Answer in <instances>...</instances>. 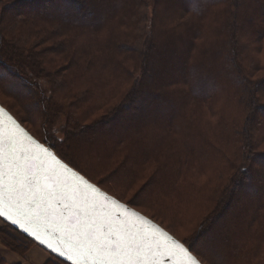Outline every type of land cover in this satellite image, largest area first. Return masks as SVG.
<instances>
[{"label": "trees", "instance_id": "1", "mask_svg": "<svg viewBox=\"0 0 264 264\" xmlns=\"http://www.w3.org/2000/svg\"><path fill=\"white\" fill-rule=\"evenodd\" d=\"M177 1L0 0V60L30 91L22 114L66 119L62 155L51 145L85 178L142 183L155 210L204 204L195 235L225 217L221 263L264 264V67L250 51L264 48V0ZM13 231L11 249L38 246Z\"/></svg>", "mask_w": 264, "mask_h": 264}, {"label": "snow or ice", "instance_id": "2", "mask_svg": "<svg viewBox=\"0 0 264 264\" xmlns=\"http://www.w3.org/2000/svg\"><path fill=\"white\" fill-rule=\"evenodd\" d=\"M48 139L0 108V218L69 264H201L194 244L102 192Z\"/></svg>", "mask_w": 264, "mask_h": 264}, {"label": "rangeland", "instance_id": "3", "mask_svg": "<svg viewBox=\"0 0 264 264\" xmlns=\"http://www.w3.org/2000/svg\"><path fill=\"white\" fill-rule=\"evenodd\" d=\"M253 6L254 5L252 1H249V7L251 8ZM67 7L70 6L67 5ZM149 7L152 6L149 5ZM247 14L248 12L244 13V15ZM249 23L251 22L249 21L248 24ZM241 27L243 33L245 34L244 31L245 26L242 25V23H241ZM5 35L7 38H10L8 31L5 32ZM20 45L22 46L23 44ZM171 50H179L178 45L174 44V47H171ZM250 51L254 53L255 57L259 59L260 64L264 67V48H262L261 51H259V50H254V48L251 47ZM7 64L8 63L5 62V60H0V103L3 106H5L7 109H9L13 114H15L30 129V131L40 140H44V137L47 136L49 138L48 142L50 144H53L52 139H54V145L56 147V150L61 154L60 150L62 148V152H63L65 144L64 143L61 144L63 140V134L61 133L60 129L65 125L66 119L60 114L59 119L58 120L56 119L54 121V124L50 126L49 123L42 118L41 114L33 108H30L28 113L22 114L16 98L18 99V98L30 97V91L27 92L24 89L23 81L20 78H16L18 77L17 73L12 69H10L8 66H6ZM159 71L160 70L158 69L157 66V68H155L154 70V73L158 74ZM161 73H163L164 75L168 74L167 71ZM263 77H264V69L262 71L255 72L252 79L254 82H258L261 80L260 78L264 79ZM40 83H46V82L40 81ZM137 111L140 112L143 111L145 113L147 112L146 108L140 110L136 109L133 111L131 110L132 114L130 115L132 116L128 122H133L134 124H136L134 118H137L139 116L137 115ZM173 111H175V109L169 110L170 112L169 116L171 113L173 114ZM149 116L151 117L149 118ZM155 116L156 114H153V112H148L147 114L141 116L140 118H143L144 120L148 121ZM58 144L61 145V148H59ZM92 171L94 172V170ZM87 176L89 175L87 174ZM90 178L91 181L99 185L102 189L108 191L111 195L115 197L117 196V198L133 205L136 209L140 210L147 216L155 219L161 226H163L166 230L171 232L179 240H182L184 242L187 241L189 245L194 244L196 249L204 254L202 257L199 258L205 264H222L220 260L222 258V255L217 252L216 245H220L223 242L221 237L219 236L224 234V232H222L223 229L222 225L224 223L223 219L225 217L212 227L211 233L203 234L200 235L199 237H196L195 235L197 230L196 228H197V224L201 221L200 214H201V210L205 206L204 204H198L197 202L192 201L184 205L180 212L167 211L166 208L155 210V207L151 203V201L150 200L148 201L146 197L140 193V187L143 185L142 183L140 184L138 183L136 186L129 187L126 185V183H124V181H118L117 178L112 175H107L106 177L101 178V181L103 182H98L92 177ZM137 196H139V199H137L136 203L133 204L132 201ZM188 199H189V195H185L184 198L182 197L181 200L186 201ZM251 201H252L251 199H247V196L240 198V202H242V204H244L245 202H247V205L249 204L247 207L250 206L253 207L254 202L251 203ZM239 208L242 209L241 205H239ZM237 209L238 208H236V210ZM13 237L19 238V235H17L13 231L12 227H10L2 219H0V240L3 242L5 241L4 243L7 242L14 245V242L16 241H12V240L10 241V239ZM215 238H219V239L214 240ZM30 246H35V245H32L30 243ZM48 262H50V264H66L65 262L55 257H51L50 255Z\"/></svg>", "mask_w": 264, "mask_h": 264}, {"label": "crops", "instance_id": "4", "mask_svg": "<svg viewBox=\"0 0 264 264\" xmlns=\"http://www.w3.org/2000/svg\"><path fill=\"white\" fill-rule=\"evenodd\" d=\"M0 260L5 264H47L49 254L39 246H34L21 255L0 240Z\"/></svg>", "mask_w": 264, "mask_h": 264}, {"label": "water", "instance_id": "5", "mask_svg": "<svg viewBox=\"0 0 264 264\" xmlns=\"http://www.w3.org/2000/svg\"><path fill=\"white\" fill-rule=\"evenodd\" d=\"M0 108H3L4 109V111L8 114V115H11L12 117H13V115L7 110V109H5L1 104H0ZM13 119H15L14 117H13ZM16 120V119H15ZM17 121V120H16ZM18 122V121H17ZM19 123V122H18ZM20 124V123H19ZM21 125V124H20ZM21 127H23L22 125H21ZM24 128V127H23ZM25 129V128H24ZM26 131H27V129H25ZM28 133H29V131H27ZM30 134V133H29ZM31 135V134H30ZM33 136V135H32ZM34 137V136H33ZM35 138V137H34ZM36 139V138H35ZM37 140V139H36ZM39 141V140H38ZM40 142V141H39ZM42 143V142H41ZM47 146V145H46ZM75 170V169H74ZM87 179V178H86ZM92 183V182H91ZM97 186V185H96ZM98 187V186H97ZM100 190L102 191V192H104L105 194H107L108 196H110V197H112V198H114V199H116L115 197H113V196H111L110 194H108L107 192H105L104 190H102L101 188H100ZM118 200V199H117ZM121 202V201H120ZM121 203H123V202H121ZM125 204V203H124ZM130 207V206H129ZM130 209L131 210H133V211H135V212H137L138 214H140V215H142V216H144L146 219H148V220H150L152 223H154V224H156L158 227H160V228H162L160 225H158L156 222H154L153 220H151L150 218H148V217H146L145 215H143V214H141L140 212H138L137 210H135V209H133L132 207H130ZM0 219H2L5 223H7L8 225H10L13 229H15L16 231H18V232H20L22 235H24L25 237H27V238H29L30 240H32L36 245H38L41 249H43L44 251H46L48 254H51V255H53L55 258H57V259H59V260H61V261H63V262H65V263H67V264H69V262H67V261H65L63 258H61V257H59V256H57L55 253H52L50 250H48V249H46L45 248V246H43V245H41V244H39V242H37L31 235H29L27 232H25V231H23L21 228H19L17 225H14V224H11L9 221H7V220H5V219H3V218H0ZM164 231H166L164 228H162ZM166 232H168V231H166ZM169 233V232H168ZM169 235H171V236H173L172 234H170L169 233ZM174 237V236H173ZM175 238V237H174ZM202 264V263H201Z\"/></svg>", "mask_w": 264, "mask_h": 264}]
</instances>
